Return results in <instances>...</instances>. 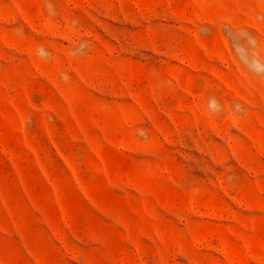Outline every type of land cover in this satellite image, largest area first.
Segmentation results:
<instances>
[{"label":"rangeland","instance_id":"rangeland-1","mask_svg":"<svg viewBox=\"0 0 264 264\" xmlns=\"http://www.w3.org/2000/svg\"><path fill=\"white\" fill-rule=\"evenodd\" d=\"M0 264H264V0H0Z\"/></svg>","mask_w":264,"mask_h":264}]
</instances>
